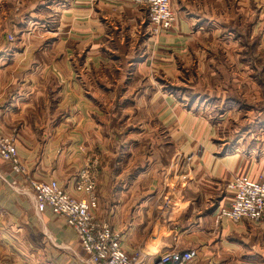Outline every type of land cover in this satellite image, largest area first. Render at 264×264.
Wrapping results in <instances>:
<instances>
[{
  "label": "crops",
  "instance_id": "1",
  "mask_svg": "<svg viewBox=\"0 0 264 264\" xmlns=\"http://www.w3.org/2000/svg\"><path fill=\"white\" fill-rule=\"evenodd\" d=\"M170 5L173 27L155 34L130 2L0 0V124L27 169L0 158V263L89 264L27 181L80 196L89 168L97 221L130 256L147 264L158 248L196 249L194 264H264V220L216 216L234 178L264 182V0ZM175 212L178 240L161 235Z\"/></svg>",
  "mask_w": 264,
  "mask_h": 264
},
{
  "label": "built area",
  "instance_id": "2",
  "mask_svg": "<svg viewBox=\"0 0 264 264\" xmlns=\"http://www.w3.org/2000/svg\"><path fill=\"white\" fill-rule=\"evenodd\" d=\"M119 1L147 9L155 34L168 31L174 25L175 15L170 0ZM0 158L9 163L17 175H26L27 169L17 153L15 138L5 135L1 124ZM27 181L35 194L37 208H50L53 214L66 222L75 232L83 252L88 256L89 264H146L141 256H130L125 252L123 236L110 224L97 221V181L89 168L81 170L75 184V190L80 196L72 195L55 180L42 181L27 175ZM226 190L233 195V201L230 207L217 209L218 221L226 219L233 225H239L264 220L263 181H253L247 176L236 177L227 184ZM198 257L196 249H171L160 256L149 258L147 264H194Z\"/></svg>",
  "mask_w": 264,
  "mask_h": 264
},
{
  "label": "rangeland",
  "instance_id": "3",
  "mask_svg": "<svg viewBox=\"0 0 264 264\" xmlns=\"http://www.w3.org/2000/svg\"><path fill=\"white\" fill-rule=\"evenodd\" d=\"M258 62H259V64H261V63H263V60L262 59H259ZM258 83H259L258 85L260 87L263 86V89H262V93L263 94H261V96H259V102L257 104L258 105L257 108L259 109L258 110L259 111V116L261 117V116H264V79H259V82ZM260 83H261L262 86L260 85ZM220 108L221 107H217V108H215L214 111L208 113L209 114V117H210V120H211V124H213V125L215 124V125L218 126L220 124V123H218L219 116L222 113H224V111H221ZM245 115H246L245 112H241L240 115L238 116V118H235V120L236 121L243 120L245 118ZM176 218H177V213L176 212L173 215H170V213H169V217H168L169 222L166 220L167 222L165 224H162L163 225L162 229L165 231V233L161 234L162 236L170 238V237H173L175 235V236H177L176 237V240L179 239V237H180L179 235H182L181 231L183 229L182 226L184 224H182V223H175ZM170 220H172V221H170ZM259 223L260 222H257L256 224H259ZM171 229L177 230V234H169V232H167V231L168 230H171ZM163 252H165V251H163L161 248H158L157 251H156V253H157L156 255H152V256L150 255V256H145V257L146 258L157 257V256H160ZM137 256H141V254H137Z\"/></svg>",
  "mask_w": 264,
  "mask_h": 264
}]
</instances>
